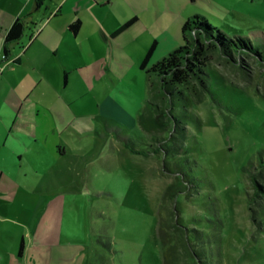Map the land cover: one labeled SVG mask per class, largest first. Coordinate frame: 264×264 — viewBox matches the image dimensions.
<instances>
[{"label": "rangeland", "instance_id": "obj_1", "mask_svg": "<svg viewBox=\"0 0 264 264\" xmlns=\"http://www.w3.org/2000/svg\"><path fill=\"white\" fill-rule=\"evenodd\" d=\"M219 13L224 22L207 16L209 23L249 38L262 57L234 62L207 49L205 87L192 81L189 104L175 101L173 114L186 123L180 151L171 150L168 130L139 123L148 95L134 74L149 52L146 38L142 48L108 43L86 54L84 80L63 78L61 98L47 102L57 155L41 148L49 136L38 113L12 130L0 125V202L15 209H0V264H163L160 219L169 224L172 264H264V198L249 199V174L264 150V0ZM174 39L183 44L182 32ZM167 54L158 47L153 59ZM13 149L22 157L7 164ZM170 186L178 194L164 202Z\"/></svg>", "mask_w": 264, "mask_h": 264}, {"label": "crops", "instance_id": "obj_2", "mask_svg": "<svg viewBox=\"0 0 264 264\" xmlns=\"http://www.w3.org/2000/svg\"><path fill=\"white\" fill-rule=\"evenodd\" d=\"M34 5L35 0H0V125L12 130L16 123L38 113L39 128L50 139L45 141L42 136L41 148L47 147L57 155L62 146L54 133L56 124L47 118V102L61 98L64 77L85 79L82 69L91 65L86 54H95L108 43L142 48L146 38V48L156 43L150 67L163 59H153L158 47H165L169 55L183 45L174 38L180 35L187 19L211 16L224 22L219 11L234 14L239 0H45L32 13ZM19 18H25V33L5 54L7 32ZM132 20L135 21L125 28ZM76 22H80L77 33L71 29ZM145 58L137 64L134 74L135 87H139L143 98L149 97V81L141 68ZM129 84L133 89V82ZM34 96L36 103L32 102ZM54 106L57 110L58 105ZM11 154L4 160L7 164L22 157L21 150L13 149ZM21 199V207H25V199ZM13 203L5 199L0 209L15 213Z\"/></svg>", "mask_w": 264, "mask_h": 264}, {"label": "trees", "instance_id": "obj_3", "mask_svg": "<svg viewBox=\"0 0 264 264\" xmlns=\"http://www.w3.org/2000/svg\"><path fill=\"white\" fill-rule=\"evenodd\" d=\"M44 2L45 0H35L32 13L38 11L44 5ZM24 19L19 18L16 20L8 30L5 38V54L8 53V48L11 44L17 43L23 37L26 30ZM134 21H130L124 27L130 26ZM79 28L80 22H76L71 26L72 31L75 33L78 32ZM182 33L183 45L149 67L148 65L156 47V43H154L141 64V68L145 70L149 81V97L140 112L139 123L147 130L154 126L168 130V133H171L169 143L174 144L171 150L176 152L180 151L179 144L186 139L187 134L185 130L186 123L173 114L175 101H183L185 104H189L190 94L188 88L192 81L198 82L202 87H205L207 49H219L227 58L234 62L238 61L236 56L241 58V54L255 55L258 58L262 57L260 48L254 45L249 38L242 36L230 37L220 28L211 25L205 17L193 16L187 19L183 24ZM156 92L166 99L165 106L152 101L151 95L153 97ZM133 151L141 154L140 151ZM263 171L264 150L259 154L258 164L255 166L254 172L249 174L254 190L249 196L251 205L258 203L259 199L264 198V186L259 183ZM177 194V189L174 186H170L165 192L163 201L166 202L169 199L175 202ZM168 228L169 224L164 219H160L158 235L164 248L163 264H172L166 249L167 242L163 237L164 233H167ZM24 249L25 244L22 241L19 255H23Z\"/></svg>", "mask_w": 264, "mask_h": 264}, {"label": "water", "instance_id": "obj_4", "mask_svg": "<svg viewBox=\"0 0 264 264\" xmlns=\"http://www.w3.org/2000/svg\"><path fill=\"white\" fill-rule=\"evenodd\" d=\"M222 53V52H221Z\"/></svg>", "mask_w": 264, "mask_h": 264}]
</instances>
